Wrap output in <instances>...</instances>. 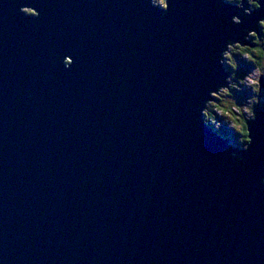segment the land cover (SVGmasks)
<instances>
[{"label": "water", "instance_id": "obj_1", "mask_svg": "<svg viewBox=\"0 0 264 264\" xmlns=\"http://www.w3.org/2000/svg\"><path fill=\"white\" fill-rule=\"evenodd\" d=\"M261 4L0 0V264H264V110L200 115Z\"/></svg>", "mask_w": 264, "mask_h": 264}, {"label": "clouds", "instance_id": "obj_2", "mask_svg": "<svg viewBox=\"0 0 264 264\" xmlns=\"http://www.w3.org/2000/svg\"><path fill=\"white\" fill-rule=\"evenodd\" d=\"M148 2L153 8L160 9L161 15H165L171 0H148ZM223 3L235 8L237 14L230 17L234 25L241 23V17L250 16L262 7L261 0H223ZM25 8L34 10L30 6H22L19 11L24 13ZM38 15L39 13L34 10L29 16L36 18ZM241 32L242 36L238 39H226L219 50L218 63L226 65L232 71L224 77L222 83L214 87V90L207 91L206 97L201 102L200 115L203 117L204 126L210 127L215 134L228 140L233 147L238 145L240 151H247L251 143L249 122L256 119L255 107L259 103L261 81L264 80V18L257 19L252 28H243ZM237 53L253 64L252 70L242 76H237L238 69L234 70L231 67L233 55ZM62 63L67 69L71 66L72 60L65 56ZM238 85L239 92L248 89L249 94L237 97L234 90H237ZM230 111H234L235 114L229 115ZM221 112L229 116V119L221 118L219 115ZM210 113L215 119L210 118ZM231 155L238 161L242 160L235 151ZM260 183L264 184V177L260 178Z\"/></svg>", "mask_w": 264, "mask_h": 264}, {"label": "rangeland", "instance_id": "obj_3", "mask_svg": "<svg viewBox=\"0 0 264 264\" xmlns=\"http://www.w3.org/2000/svg\"><path fill=\"white\" fill-rule=\"evenodd\" d=\"M26 11L28 13H31V14L33 13L30 10H26ZM233 65H234V67L236 66L234 70L238 69V71L236 72L237 76H242L243 74H247L253 68V64L251 63V61H249L246 58L242 57L238 53L233 55ZM223 66L226 69V71L229 73L230 72L229 68L226 65H223ZM238 89H239V85L237 86V90H234V93H235V95L237 97H244L247 94H249V90L248 89H243L241 92H239ZM258 99H259V103L255 107V111L256 110H264V107H263L264 106V80L261 81V92L259 94ZM258 106H262V108H257ZM234 114H235L234 111H230V113H229V115H234ZM219 115L223 119H229V116H226L223 112L219 113ZM235 148H239V146L237 145V146H235Z\"/></svg>", "mask_w": 264, "mask_h": 264}, {"label": "trees", "instance_id": "obj_4", "mask_svg": "<svg viewBox=\"0 0 264 264\" xmlns=\"http://www.w3.org/2000/svg\"><path fill=\"white\" fill-rule=\"evenodd\" d=\"M231 67H232L233 69H235L236 66L234 67V65L232 64ZM229 70H230V72L232 71L230 68H229ZM263 107H264V106H263ZM257 108H262V106H258ZM210 118L215 119V117H214L212 114H210Z\"/></svg>", "mask_w": 264, "mask_h": 264}]
</instances>
